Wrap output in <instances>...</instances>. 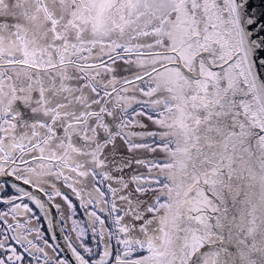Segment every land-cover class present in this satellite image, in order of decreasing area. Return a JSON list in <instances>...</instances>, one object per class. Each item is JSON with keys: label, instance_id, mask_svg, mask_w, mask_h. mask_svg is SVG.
<instances>
[{"label": "snow or ice", "instance_id": "obj_1", "mask_svg": "<svg viewBox=\"0 0 264 264\" xmlns=\"http://www.w3.org/2000/svg\"><path fill=\"white\" fill-rule=\"evenodd\" d=\"M0 264H264V0H0Z\"/></svg>", "mask_w": 264, "mask_h": 264}]
</instances>
